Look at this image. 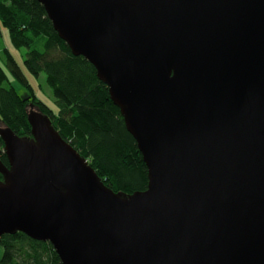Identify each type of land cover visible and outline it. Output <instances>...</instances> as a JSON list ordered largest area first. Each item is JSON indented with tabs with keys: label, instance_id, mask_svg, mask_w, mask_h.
<instances>
[{
	"label": "water",
	"instance_id": "95a60500",
	"mask_svg": "<svg viewBox=\"0 0 264 264\" xmlns=\"http://www.w3.org/2000/svg\"><path fill=\"white\" fill-rule=\"evenodd\" d=\"M95 69L147 171L113 192L28 105L0 137V237L61 264H264V0H36Z\"/></svg>",
	"mask_w": 264,
	"mask_h": 264
},
{
	"label": "trees",
	"instance_id": "16d2710c",
	"mask_svg": "<svg viewBox=\"0 0 264 264\" xmlns=\"http://www.w3.org/2000/svg\"><path fill=\"white\" fill-rule=\"evenodd\" d=\"M0 25L8 32L13 48L25 50L23 63L28 74H44L55 106L51 109L34 95L22 98L16 93L11 80L32 89L10 50L3 47L0 127L4 125L18 137H30L27 109L34 105L107 188L124 194L145 190L147 171L142 156L106 85L97 79L87 60L72 55L54 31L43 6L36 0H0ZM0 160L7 165L1 137ZM0 246V264H61L49 243L32 240L20 232L1 236Z\"/></svg>",
	"mask_w": 264,
	"mask_h": 264
},
{
	"label": "rangeland",
	"instance_id": "374dc122",
	"mask_svg": "<svg viewBox=\"0 0 264 264\" xmlns=\"http://www.w3.org/2000/svg\"><path fill=\"white\" fill-rule=\"evenodd\" d=\"M0 30H4L1 27V25H0ZM2 33L3 35L0 36V49L6 46V48L10 50L13 58L17 62L18 66L21 68L28 84L31 86V89H32L30 91L21 82L16 81V80L15 81L11 80V84L13 88L15 89L16 93L22 98H29L32 95H34L36 98L40 99L46 106H48L51 109H54L55 106L52 103L51 89L45 82L44 74L41 73L38 77H34L28 74V72L24 68V63H23L25 50L24 49L16 50L15 48H13L9 40L8 32L4 30ZM2 253H3V248L0 246V257Z\"/></svg>",
	"mask_w": 264,
	"mask_h": 264
},
{
	"label": "crops",
	"instance_id": "0c3cea01",
	"mask_svg": "<svg viewBox=\"0 0 264 264\" xmlns=\"http://www.w3.org/2000/svg\"><path fill=\"white\" fill-rule=\"evenodd\" d=\"M3 31H4V30H0V32H1V35H3V33H2ZM4 47H6V46H4ZM11 54H12V53H11Z\"/></svg>",
	"mask_w": 264,
	"mask_h": 264
}]
</instances>
